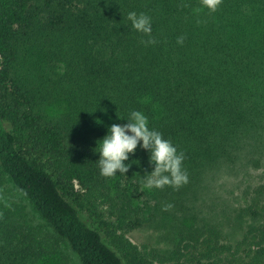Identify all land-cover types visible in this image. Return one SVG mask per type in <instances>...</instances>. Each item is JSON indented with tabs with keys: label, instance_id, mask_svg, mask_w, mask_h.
I'll return each mask as SVG.
<instances>
[{
	"label": "trees",
	"instance_id": "16d2710c",
	"mask_svg": "<svg viewBox=\"0 0 264 264\" xmlns=\"http://www.w3.org/2000/svg\"><path fill=\"white\" fill-rule=\"evenodd\" d=\"M132 11L151 17L156 43L131 28ZM132 111L184 154L187 186L233 161L264 125V0L216 12L201 0H0V188L19 197L0 199V264H57L62 247L79 264H264L262 187L235 241L188 225L159 254L126 237L144 221L116 185L135 179L148 195L149 154L137 147L126 179L96 162Z\"/></svg>",
	"mask_w": 264,
	"mask_h": 264
},
{
	"label": "rangeland",
	"instance_id": "374dc122",
	"mask_svg": "<svg viewBox=\"0 0 264 264\" xmlns=\"http://www.w3.org/2000/svg\"><path fill=\"white\" fill-rule=\"evenodd\" d=\"M242 144H245L244 148L237 152L233 161L214 164L202 173L194 186L184 185L172 194L163 188L156 191L147 189V195L145 190L136 191L129 187L136 183L135 179L126 183L121 180L116 188L123 187L120 191L127 197H138L133 200V207L144 221L140 228L128 232L126 237L137 247L159 254H167L180 229L188 225L213 226L227 240L238 239L248 224L241 210L254 189L262 187L264 190V125L249 133ZM123 177L126 179V175ZM11 195L17 196L8 184H2L0 199L8 203ZM81 215L89 225L97 228L94 222ZM104 239L110 244L108 239ZM62 252L66 259L57 264H79L67 247H62Z\"/></svg>",
	"mask_w": 264,
	"mask_h": 264
},
{
	"label": "clouds",
	"instance_id": "9594fccd",
	"mask_svg": "<svg viewBox=\"0 0 264 264\" xmlns=\"http://www.w3.org/2000/svg\"><path fill=\"white\" fill-rule=\"evenodd\" d=\"M221 3L222 0H201L202 7L210 12H216ZM127 20L135 32L148 37L143 43H156L152 38L151 17L132 11L128 13ZM183 41V36L177 39L178 44H183ZM99 142V159L96 163L103 177H114L117 172L125 175L131 166L126 162L139 146L149 154V163L152 166V171L142 178L144 188L179 189L189 182L188 174L183 168L184 154L178 152L171 141L164 139L160 132L150 129L148 117L141 111H132L126 124H113Z\"/></svg>",
	"mask_w": 264,
	"mask_h": 264
}]
</instances>
